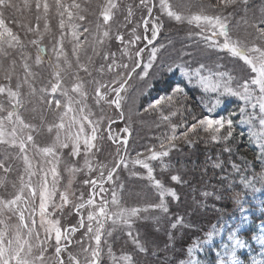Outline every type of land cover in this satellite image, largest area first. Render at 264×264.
<instances>
[{
	"label": "rangeland",
	"instance_id": "374dc122",
	"mask_svg": "<svg viewBox=\"0 0 264 264\" xmlns=\"http://www.w3.org/2000/svg\"><path fill=\"white\" fill-rule=\"evenodd\" d=\"M13 2L19 6V10H6L4 18L6 24L27 44L25 55L28 57L27 63L30 65L33 75L27 78L28 83H26L24 61L19 55L20 49L9 50L10 52L14 51L12 57L7 59L0 57V85H9L13 90H16V85L20 84L19 99L23 107L19 109V114L25 123L33 126L31 134L37 149L51 146L54 143L55 129L49 132L48 128L59 123L60 116L66 111L63 107L66 100L60 90L55 94L51 93V85L56 82L55 72L57 70L61 72V86L67 88L69 94L76 96L77 99L79 97L71 92V88L78 82L83 83L87 105L85 113L90 112V119L100 120L102 123L101 133L98 134L97 141L94 142L97 147L88 154V160L92 166L91 171L85 163L83 145L80 155L73 157L70 155L72 145L69 143L68 148L56 150L59 160L54 165L48 163L53 159L52 157L44 156L29 148L27 154L34 165L32 171L36 173L29 177L25 171L26 165L19 148L10 143L0 142V162L4 163V168H0V181H3L0 183V199L14 198L21 186V177L25 181L31 179L32 185L37 186L38 181L45 178L44 172L41 171L43 168L47 172L46 179L49 186L55 179L57 188L56 195L48 205V212L51 213L49 218L59 219L62 228L79 226L81 217L84 218L85 225L87 224L88 212L96 209L86 206L78 212L77 205L86 204L89 198H94L96 205H99L102 200L108 201L109 212L118 210L117 206L111 203L113 191H116L120 205L124 208L146 207L159 202V193L152 182L148 180L147 170L141 165L132 163L137 158L145 159L150 154L148 152L150 147L153 150H159V138L165 133H170V128L159 120L158 113L143 110L158 95L168 94L173 87L180 85L185 89L188 97L185 107L190 108L199 118H203L205 115L219 117L218 110L223 103L228 99L238 100V98L225 96L222 98V104L213 113H208L204 105L209 102V99L214 100L216 94L203 92L195 80L190 82L178 68L174 67L173 71L169 72L168 65L170 63L173 61L185 63L191 69L199 68L200 64H205L213 72L226 71L240 82H243L245 78L250 80L255 75L249 66L238 57H233L230 53L222 52L218 48L208 47L210 41H206L205 37L211 36V31L205 30L203 35H196L201 32V28L194 24L189 25L186 21L181 23L168 18L158 11V0H152L156 5L153 8V13L160 17L163 26L153 45L147 46L142 54V59L147 62L148 51L152 46L159 48L158 57L153 68L149 69L148 77L141 79L136 73H133L126 85L127 91L122 93L124 100L122 102L123 118H121L114 105H108L103 101L99 104L96 102L95 90L101 84H108L112 79L117 78L116 72L107 69V64L112 59L111 53H115L117 63L131 65L128 56L122 55L123 45L114 38L118 31L124 35L125 40L134 39V35L141 37L140 41L128 49L133 57L135 51L147 43L143 40L145 35L143 18L147 16V11L138 7L139 0H117L120 9L116 12L114 19L109 22L111 38L105 39L103 45H94L93 41L97 36L96 25L102 23L99 11L106 0H75V3L81 7L79 14L86 17L84 21H79L75 15L73 17L72 22L78 26L75 30L81 41V47L75 53L73 51L75 40L72 37L74 29L69 26L70 21L67 14L63 17L66 27L60 28L61 17L55 10V0H47L51 6L48 17L45 20L41 10L42 18L39 22L35 19V0H27L33 6L31 10L23 7L25 0H13ZM61 2L71 5L73 0H61ZM169 3L174 11L184 15L200 12L202 5L205 14L215 15L219 12L218 9L208 7L209 3H215V0H169ZM129 4L132 5L134 13L132 23H127L124 19ZM261 6H264V0H250L251 11L247 18L251 19L253 12L258 16ZM69 10L75 14L76 10ZM231 11L233 9L229 8L224 14L227 15ZM242 16L244 13L238 8L229 19L231 38L249 46L253 43L264 46V41L256 39L255 31L243 22ZM149 19L151 20L152 17ZM45 24L48 26L47 29L44 27ZM26 26L36 29V33L26 34ZM84 27H87L89 32L84 33ZM133 28H136L135 34L132 33ZM149 28H151V24H149ZM148 35L150 37V32ZM32 39H39L40 45L46 50L42 57V63L39 65L35 63L37 46L29 43ZM216 39L223 42V37ZM161 45L163 47H160ZM93 47L99 52V55L93 52ZM54 48L57 51H60L61 48L63 50V55L58 61L53 52ZM106 52L109 53L108 61L102 59ZM187 53L190 55H186ZM13 59H15V63H13ZM57 63H59V69L55 67ZM80 65H86L89 72L86 73ZM102 65L104 66L103 70H101ZM217 65L220 67L217 68ZM116 71L121 70L116 69ZM137 72H140V69H137ZM208 74L207 70L203 72V75ZM6 75H10L11 79H5ZM100 90L102 94L105 91L103 87ZM202 97L205 98L204 104H201ZM107 98H114V93ZM49 99L53 100L52 105L47 104ZM55 99H61V109L55 108ZM0 102L11 110V104L8 103L5 94H0ZM78 107V105H73L74 109ZM176 108L179 111L177 116L172 117V122L180 124L182 120L180 112H183L184 109L180 105H177ZM0 115H6V113H0ZM73 115H76L75 111L69 113L65 120L67 121ZM184 115L187 113L185 112ZM227 115L225 117H228ZM110 120L115 122L111 123L109 127ZM84 124L85 132L90 133L87 121H84ZM76 127L78 128V125ZM125 127L129 129L131 135L123 132ZM244 129L248 130V125L239 122L235 126L233 123L232 137L227 142L219 143L206 139V134L200 131L199 136L194 137L193 144L181 141L176 149L170 151L168 157L149 161L153 167L154 177L160 180L165 188L174 190L179 199L165 197L169 208L168 213L165 214L159 209L150 208L148 213L142 214L148 215L149 219H139L135 222L134 230L138 237L143 238L147 235L150 240L155 241L151 246L152 251L141 253L139 257L135 255L139 250L128 238L127 228L119 225L113 229L112 221L107 220L104 231H112V236L107 237V240L112 246L114 255L117 257L132 255L134 259L139 260V264H145V261L148 264H181L182 261L186 262L190 259L188 249L193 248V256L199 259L201 264H218L221 260L224 261V264H230L229 258L224 255L226 251L224 246L227 244L229 248L231 247L232 240L229 239V236L234 233L247 245L244 248H237L240 264H261L264 262V184L256 182V177L264 176V161L258 158L260 149L254 142L250 143L253 153H248L251 161H247L240 155L243 150L238 147L242 145L240 138L246 133ZM183 130L184 127H178L177 134ZM109 132L113 140L116 141L115 143L108 139ZM121 137H127L126 147L120 144ZM235 138L237 139L236 149L233 145ZM226 146L230 148V151H224ZM118 148L121 154L125 155L128 166L124 167L122 164L117 169L118 179L114 183L105 182L103 192L99 190V185L94 190L92 184H86L85 181L100 180V165L107 166L103 169L106 177L107 171L119 159L116 155ZM248 150L249 148L246 146L244 151L248 152ZM227 162L231 164V169L226 166ZM217 163L220 164V167H214ZM241 163H245L249 171L241 169L239 166ZM233 165H236L241 171L237 172ZM53 166L56 168L55 177L51 172ZM71 169H75V171H71ZM172 175H179L181 182L172 181ZM245 177L247 181L253 182L254 187H249L243 182ZM120 185H123V188ZM61 192H67L69 202L63 204L62 209L57 207L54 210V204H62ZM204 193L210 195L206 196ZM25 195H29L28 189H25ZM237 195L239 199H237ZM39 203L37 192L32 203V207L36 209L33 218L36 220V230L40 240H43L46 234L40 227ZM28 215L29 213L26 212V217ZM153 216L158 218V223L151 218ZM178 218L183 219V226H178L179 230L172 229L171 223ZM4 219L9 224L18 223V215L8 213ZM93 224L95 226V222ZM86 230V227H78V230L71 234L68 250L62 253L66 264H68V253H72L83 261L81 246L95 245V241H90L89 237L85 235ZM209 232L213 233L212 239L208 243L202 244L200 248L194 247L206 240ZM168 233L175 235V243L170 245L171 250L165 251V243L169 241ZM104 239L105 236L102 235V264H112L111 259L107 256ZM40 240L33 241V243L39 245ZM76 241H80V244H77ZM53 244L54 239L46 245H40L47 248L45 252L46 264H55ZM34 252L38 255V248H34ZM120 264H124V262L120 261Z\"/></svg>",
	"mask_w": 264,
	"mask_h": 264
},
{
	"label": "snow or ice",
	"instance_id": "6c2138e0",
	"mask_svg": "<svg viewBox=\"0 0 264 264\" xmlns=\"http://www.w3.org/2000/svg\"><path fill=\"white\" fill-rule=\"evenodd\" d=\"M249 4L250 0H215V3H209L208 7L218 9V14H205L202 5L200 12L184 15L180 12L174 11L169 0H158V11L176 22L182 23L186 21L189 25L194 24L201 28V32L196 33V35H203L205 30L211 31L212 35L205 37L206 41H210L208 47L218 48L222 52L226 51L227 53H230L233 57H238L249 66L251 72L255 74L250 80L245 78L243 82H240L232 74L226 71L213 72V70L205 64H200V67L195 69H191L186 66L185 63H177L176 61H173L168 65L169 72H172L174 67L178 68L182 75L190 82L195 80L203 89V92L216 94L214 100L209 99V102L204 105L208 113H213L222 104L223 97L238 98V100L242 102V105L239 107L240 123L248 125L250 142H254L259 147L260 155L258 158L264 161V46H259L255 43L249 46L238 40H233L230 36L228 23L231 16L239 8L244 13V16L241 18L243 22L255 31L256 39L264 41V6H261L259 9L260 14L258 16L253 12L252 18L248 19V13L251 11ZM23 7L31 10L33 6L25 0ZM34 7L36 10V21L39 22L42 18L41 10L43 18L46 20L51 7L47 0H35ZM54 7L61 17V29L66 27L63 19L65 14H67L69 18V26L74 29L72 31V37L75 40L73 49L75 53L80 49L81 41L75 30L78 26L72 22L73 17L75 15L76 19L79 21H84L86 17L79 14L81 12V7L78 3H75V0H73L71 5H65L61 0H55ZM138 7H142L147 11V16L143 18V28L145 33L143 40L147 42L146 45L144 47H139L135 51L133 57L128 49L140 41L141 37L139 35H134V39L125 40L124 35L120 34L118 31L114 38L123 45L124 51L122 55L128 56L131 65L129 63H117L115 53H111L112 59L111 62L107 64V69L116 72L117 78L112 79L108 84H101L95 90L96 102L99 104L103 101L108 105H114L115 109L119 111L121 118H123L122 102L124 100L122 93L127 91L126 85L131 79L133 73H136L141 79L148 77L149 69L153 68L159 53V48L152 46L148 51L147 62H144L142 59V54L145 52L147 46L153 45V42L157 39L163 24L160 17L155 16L153 13V8L156 7V5L152 0H139ZM229 8H232L233 11L228 12L227 15H225L224 12ZM9 9L19 10V6L14 3L13 0H0V57L7 59L14 55V51L10 52L9 50L20 49L19 55L24 61L23 68L26 73L25 82L28 83L27 78L33 74L30 71V65L27 63L28 57L25 55L27 44L23 42L20 35L15 33L13 29L6 24L4 18L5 12ZM69 9L76 10L75 14ZM119 9L120 4L117 0H106V3L102 5L101 10L99 11V17L102 18V23H97L96 25L97 36L93 41L94 45H103L105 39L111 38L109 22L114 19L116 12ZM133 15V7L129 4L127 5V14L124 17L125 21L127 23H132ZM149 17H152V19L150 20ZM149 24H151V28H149ZM44 27L47 29V24H45ZM25 30L26 34H35L37 31L31 26H26ZM83 32L87 33L89 32V29L84 27ZM135 32L136 28H133L132 33L135 34ZM149 32L150 37L148 35ZM218 37H223L222 43L216 39ZM29 43L37 46L35 63L37 65L41 64L42 57L46 51L45 48L40 45L39 39H32ZM160 47H163V45ZM53 52L55 53L57 61L60 56L63 55L62 48L60 51H57L54 48ZM93 52L96 55H99V52L96 51L95 47H93ZM186 55H190V53H187ZM102 59L108 61L109 53L106 52ZM89 61H91V58H89ZM65 62L67 63V60H65ZM13 63H15V59H13ZM77 63L79 64V60ZM55 67L59 69V63H57ZM80 67H82L86 73L89 72L86 65H80ZM103 67L104 66L102 65L101 70H103ZM216 67L219 68L220 66L217 65ZM116 69H120L121 71L117 72ZM137 69H140V72H137ZM205 70L209 73L208 75H203ZM55 76L56 82L51 85V93L55 94L60 90L61 95L66 100V104L63 105L66 111L60 116L59 123L53 124L48 128L49 132H52L53 129H55L54 143L51 146L43 147L42 149H37V145L33 142V135L31 134L33 126L25 123L19 114V109L23 107V104L19 99L21 95L19 91L20 84L18 83L16 85V90H13L9 85H0V94H5L8 103L11 104V110H9L4 103L0 102V113H6V115H0V142L10 143L19 148V152L23 154V162L26 165L25 171L29 177L36 174L32 171L34 165L27 154L29 148L36 150L38 153H42L44 156L52 157L53 159L49 160L48 163L54 165L59 160L56 150L58 148H68L69 143L72 145L70 155L73 157L80 155L81 146L83 145L85 163L89 167V170H92V166L88 160V154L92 153V150L97 147L94 142L97 141L98 134L101 133L102 123L100 120L90 119V112L85 113L87 105L85 103L86 93L83 91V83L78 82L71 88V92L77 94L79 97V99H77L76 96L69 94L67 88L61 86V72L57 70ZM5 79L10 80L11 76L6 75ZM29 86L31 87L30 84ZM101 87L105 89L103 94L100 90ZM33 91L35 90L33 89ZM113 93L114 98L108 99L107 97ZM187 99L188 97L185 93V89L180 85H176L171 89L170 93L158 95L157 98L153 99L143 109L145 112L152 111L158 113L159 120L164 122L170 128V133H165L159 138V150H153V148L150 147L148 149L150 154L145 159L137 158L135 161H132V163L141 165L147 170L148 180L152 182L159 193L158 203L149 204L146 207L124 208L120 205L116 191H113L111 203L117 206L118 210L109 212L107 207L108 201L102 200L99 205H96L94 198H89L86 204L80 203L77 205L78 212L86 206H91L96 209L95 211L88 212L87 224L85 225L84 218L81 217L79 226L62 228L60 220L50 219L49 217L51 216V213L48 212V205L52 202L53 197L57 192L55 179L51 186H49L46 179L47 172L41 168V171L44 172L45 178L38 181L37 186L34 187L32 185L31 179L25 181L23 177H21V186L14 198L0 199V225H3V227H0V264H46L45 252L47 251V248L40 245H46L53 239L54 244L52 247H54L55 250V264H66L62 253L67 252L68 244L71 243L70 236L78 230V227H86L87 230L85 235L89 237L90 241L94 240L95 245L92 246L89 244L87 247L81 246L83 261L72 253H68V264H102V235L105 236L103 243L107 246V256L111 259L112 264H120V261H123L124 264H139V260L134 259L132 255H123L121 257L115 256L112 246L107 240V237L112 236V231L105 232L104 229L105 223L109 219L112 221L113 229L119 225L125 226L127 228L128 238L136 246V249L139 250L135 253L137 257H139L141 253H150L152 251L151 246L155 241L150 240L147 235L143 238L138 237L134 230L135 222L139 219H149L148 215L142 214L148 213L150 208L159 209L165 214L168 213L169 208L165 201V197H171L175 200H178L179 197L174 190L165 188L161 181L154 177L153 167L150 165L149 161L162 160V158L168 157L170 151L176 149L181 141L187 144H193L195 142L194 137L199 136L200 131H203L206 134V139L217 143L222 141L227 142L233 135L234 121L231 117L236 115L235 112L230 113L228 117H213L205 115L203 118H199L190 108L185 107ZM204 99V97L201 98V104H204ZM54 103L56 109L62 108L61 99H55ZM47 104L52 105L53 100L49 99ZM73 105H78L79 107L74 109ZM177 105H180L184 109L183 112H180L182 117L180 124L172 122V117L177 116L179 111V109L176 108ZM249 109H252V111H249ZM74 111L76 112V115H73L66 121L65 117ZM166 112L167 114H165ZM185 112L187 115H184ZM84 121H87V124L90 126V133L85 132ZM114 122V120H110L109 127L111 123ZM77 125L78 128L76 127ZM178 127H184V130L179 134H177ZM74 129L76 130L74 131ZM123 132L131 135L127 127L123 129ZM108 139L113 140L110 132ZM113 142L115 143L116 141L113 140ZM119 142L122 146L126 147L128 139L127 137H121ZM224 151H230V148L226 146ZM116 155L119 159H117L115 165L107 171L106 177L103 169L107 166L100 165V180H86L85 183H91L94 190L96 186L99 185V190L101 192L104 191L105 182L114 183L115 180L118 179L117 169L120 168L122 164L124 167L128 166L125 155L121 154L119 148L117 149ZM165 167H167V165H165ZM214 167H220V164L217 163ZM233 167L236 168L237 172L241 171L236 165H233ZM0 168H4L3 162H0ZM5 171H7V169H5ZM71 171H75V169H71ZM51 172L53 177H55V166L51 168ZM171 180L179 183L181 182V177L179 175H172ZM2 182L3 181H0V183ZM243 182L249 187H254L253 182L247 181L246 177ZM256 182L264 184V176L256 177ZM120 187L123 188V185H120ZM25 189L29 190V195H25ZM37 192L40 200V227L43 228L46 234L43 240H40L39 233L36 230V220L33 218L36 209L32 207V203ZM204 195L207 196L210 194L204 193ZM237 199H239L238 195ZM60 200L62 201V204H54V210L57 207L62 209L63 204L69 202L67 192L60 193ZM26 212L29 213L27 217ZM8 213L18 215V223H6L4 217H6ZM151 218L156 220L157 223L159 222L157 217L153 216ZM93 222H95V226ZM183 223V219L178 218L171 223V228L179 230L178 226L182 227ZM168 236L169 241L168 243H165V251L171 250L170 245H174L175 243V235L173 233H168ZM212 236L213 233L209 232L207 234V239L198 243L194 247H202V244L208 243L212 239ZM229 239L232 240V245L229 248V246L225 244L224 247L226 251L224 255L229 258L230 264H240L237 257V248H244L247 245L244 240L237 238L234 233L229 236ZM36 240H40L39 245L33 243V241ZM76 243L80 244V241H76ZM34 248H38V255L34 252ZM188 255L190 259L186 262L182 261L181 264H201V261L193 256V248L188 249ZM145 264H148V262L145 261ZM218 264H224V261L221 260ZM261 264H264V262H261Z\"/></svg>",
	"mask_w": 264,
	"mask_h": 264
},
{
	"label": "trees",
	"instance_id": "16d2710c",
	"mask_svg": "<svg viewBox=\"0 0 264 264\" xmlns=\"http://www.w3.org/2000/svg\"><path fill=\"white\" fill-rule=\"evenodd\" d=\"M179 79H181V80H183L181 77H178ZM242 105V102L241 101H239V100H231V99H228V101L227 102H225V103H223L222 105H221V107L219 108V110H218V115H220V116H226V114H230V113H232V112H235L236 113V115L235 116H232L231 118L233 119V121H234V124H235V126H236V124L238 125L239 124V122H240V115H239V107ZM220 111V112H219ZM251 111H252V109H251ZM227 115V116H228ZM244 131L246 132L244 135H242L241 136V141H242V145L240 146V147H238L239 149H241V150H243V152H241L240 153V155L241 156H243V158H245L247 161H251V157L249 156V152H250V154L251 153H253L252 152V150H251V147H250V143H252V142H250V137H249V127H248V130H245L244 129ZM241 132V131H240ZM236 139V138H235ZM236 141H237V139L234 141V147H235V149H236ZM248 147L249 148V150H248V152H246V151H244L245 150V147ZM234 147H232V148H234ZM247 157V158H246ZM228 158V157H227ZM223 165V164H222ZM226 166H228L229 168L228 169H231V164L229 163V162H227L226 163ZM240 168L241 169H243V170H247V168H246V165H245V163H241L240 165ZM222 169H223V167H222ZM247 171H249V170H247ZM245 175H247V174H245ZM243 176V175H242Z\"/></svg>",
	"mask_w": 264,
	"mask_h": 264
}]
</instances>
